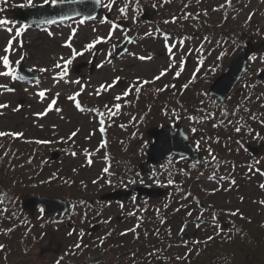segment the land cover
I'll list each match as a JSON object with an SVG mask.
<instances>
[{"label":"rangeland","instance_id":"obj_1","mask_svg":"<svg viewBox=\"0 0 264 264\" xmlns=\"http://www.w3.org/2000/svg\"><path fill=\"white\" fill-rule=\"evenodd\" d=\"M40 4L44 0H0V20L7 22L0 24V55L11 40V66L16 69L15 61L24 57L26 68L37 75L23 81L0 76V85H7L0 87V104L7 105L0 108V132L23 133L8 137L14 149L4 143L7 135L0 137V176L5 179L0 264H72L79 253L102 258L103 264H184L200 254L209 236L227 239L240 232L234 228L264 226V75L257 77L264 68V0H101L100 14L89 20L26 26L11 19L18 8ZM98 38L104 39L88 49ZM127 40L125 51L114 57V48ZM248 41L253 48L247 69L233 95L219 102L208 87ZM80 62L87 64L74 73ZM0 71H6L2 61ZM117 95L122 99L115 100ZM248 97L250 106H245ZM173 123L182 126L201 153L195 170L179 154L156 166L146 162L147 128ZM36 140L46 143L34 150L29 144ZM21 142L28 145L21 148ZM261 142L256 155L247 151L248 144ZM56 150L62 155L50 161ZM187 173L194 174L188 200L175 194ZM49 181L73 182L69 193L65 187L59 196L70 199L68 211L45 214L38 205L24 209L27 197L48 195L28 189ZM138 185L165 187L167 193L98 198L114 188ZM94 224L98 229L89 231ZM141 234L159 240L136 253Z\"/></svg>","mask_w":264,"mask_h":264},{"label":"water","instance_id":"obj_2","mask_svg":"<svg viewBox=\"0 0 264 264\" xmlns=\"http://www.w3.org/2000/svg\"><path fill=\"white\" fill-rule=\"evenodd\" d=\"M101 0H65L62 3L56 4H42L37 6L20 7L11 16V19L20 22L26 26L40 25V24H55L56 22L63 21L65 19H72L81 17L84 20L94 18L100 11ZM11 11V10H10ZM143 18H147V14L144 13ZM52 20L54 23H48ZM130 40L125 41L121 46L114 48V57L120 55L125 51ZM252 44L248 41L245 46L238 48L228 65L224 68L223 72L216 77L208 88L209 94L218 98L223 102L240 82L247 67V60ZM153 57V56H152ZM87 62H80L73 66L74 73H79V70L84 67ZM92 67V66H91ZM92 70V68H91ZM16 71L18 76L24 77L22 80H30L37 78V75L31 72L25 66V59L22 58L17 65ZM264 75V68L258 73V77ZM22 107L23 100H18ZM146 135L151 138V141L147 144L144 156L146 162L151 166H156L158 162L163 161L172 154L183 155L187 160L192 162H198L200 160V152L190 142L189 136L184 132L181 125L173 123L171 125H165L163 127L152 126L147 128ZM263 147L261 142L259 146L247 145V151L251 155H256ZM62 155L61 151H52L49 156V160L53 161ZM133 192L137 196L142 198L147 197H160L167 193L165 187H153L149 185H138L135 187L117 188L100 195L103 200H118L121 198H128ZM70 201L61 197H53L47 195L30 196L22 201L24 209L33 211L36 205L43 208L45 213H59L64 214L68 210ZM198 224L202 223V220L195 219ZM70 223H66L65 226H69ZM98 225L95 224L90 230H96ZM42 252H40L41 254Z\"/></svg>","mask_w":264,"mask_h":264},{"label":"trees","instance_id":"obj_3","mask_svg":"<svg viewBox=\"0 0 264 264\" xmlns=\"http://www.w3.org/2000/svg\"><path fill=\"white\" fill-rule=\"evenodd\" d=\"M233 93L230 94L232 96ZM237 100H234L233 103L237 104ZM250 97L243 100V105L250 106ZM11 137V134L7 135L5 142L9 144V148L14 149L15 144L12 143L11 140L8 139ZM16 138V137H13ZM39 140L31 142L29 145L34 147V150H38L43 147V143H38ZM26 144V143H25ZM23 144L19 147H26L28 144ZM214 161V160H213ZM199 163H192L193 170H195L196 166ZM4 177V176H3ZM3 177L0 176V190L5 191ZM194 174H186L184 177V182L178 188V192L175 193L176 196L179 194L181 199L188 200L193 192L194 188L192 187V178ZM73 184L72 181L64 182L63 184H59V182L49 181L39 185L33 186V188L28 189L32 194H48L61 196L64 194V189L67 187L69 193V187ZM67 185V186H66ZM19 192V191H18ZM71 193V192H70ZM171 194V193H170ZM68 197H71L68 194ZM174 201H180L179 199H175ZM164 210L169 209L167 207ZM232 225L236 224V221L232 220ZM162 233H166V228H161ZM234 231L231 236L227 239H219L213 238L212 240L206 239L201 244L200 254L196 256H191L184 264H264V226L260 228H234ZM241 232H245V235L241 237ZM159 240V237H155L153 235H144L142 234L136 238L137 248L136 253H139L138 250H148L149 247H154V243ZM127 249V248H126ZM128 251V250H127ZM103 252L109 253L107 249H104ZM79 256L72 260V264H82L84 262H88L90 264H103L100 263L102 259H88L84 257V254L79 253ZM103 257V256H102ZM191 259V260H190ZM99 261V262H98ZM105 264V263H104Z\"/></svg>","mask_w":264,"mask_h":264},{"label":"snow or ice","instance_id":"obj_4","mask_svg":"<svg viewBox=\"0 0 264 264\" xmlns=\"http://www.w3.org/2000/svg\"><path fill=\"white\" fill-rule=\"evenodd\" d=\"M29 2H31V0H29ZM58 2H61V3H62L63 0H44V3H45V4H48V3L56 4V3H58ZM113 2H115V0H113ZM120 11H121L122 14H125L126 9H125V8H121ZM47 22H48V23H54V21H52V20H49V21H47ZM4 23H7V22H6V21H3V20H0V24H4ZM166 23H167V21H166ZM8 31H11V29H8ZM19 35H20V33L17 32V33H16V36H19ZM100 39H104V38H98L97 40H95V41L89 43V44L87 45V48H88V49L93 48L94 45H95L96 43H99V42H100ZM69 47H71L70 44H69ZM11 50H12V41L9 40V41H8V45L3 49V52H4L5 54H4V55H0V61H2L3 66H4V68L6 69V71H0V76H8V77H11V78L14 79V80H15V79H24V77H22V76L17 77L16 69H15L14 67L11 66L13 62L10 60V58H9V54H8V53L11 52ZM169 51L171 52V47H169ZM80 54H81V53H79V52H75V51H74V53H73V55H80ZM139 58H140L141 60L146 59V57H143V56H141V57H139ZM147 59H151V57H147ZM252 59H255V57H253ZM19 62H20V61H15V63H17V64H19ZM70 63H71V60L65 61V67H64V71L61 73V78H63V76L67 74V65L70 64ZM60 66H61V65H60L59 63L55 65V67H57V68H59ZM98 66H102V65H98ZM46 70H47V69H43V68L39 69V71H41V72L46 71ZM166 71H167V69L161 71V72H160V75L157 76V77H155V79H159L161 76L165 75V72H166ZM176 75L179 76L180 73L177 72ZM116 80L118 81V80H119V77H117ZM143 83H149V81H143ZM112 86H113V85H111V84L107 85V87H112ZM0 87L7 88V85H0ZM184 87H187V85H184ZM101 88H104L105 90H107V88H105L104 85H101ZM8 90H9V91H12L13 89H8ZM46 91H47V90H44V91L39 92V96H40L41 98H44V96H45V92H46ZM81 91H82V89H81ZM129 91H131V89H129L128 91H125V93H123V95H124V96H127L128 93H129ZM135 91L139 92V91H140L139 87H136V88H135ZM57 95H58V94H57ZM78 95H79V93H76L75 96L70 97V99L75 100V99H76V96H78ZM121 99H122V97H121L120 95H117V96L115 97V100H117V101H119V100H121ZM53 104H55V100H53L52 104H50V105L48 106L49 109L52 108ZM5 107H7V105L0 104V108H5ZM77 107H80V104H79L78 101H77ZM114 107H115V109L119 110V109L121 108V105H120L119 103H117V104L114 105ZM112 114L115 115L116 113H112ZM37 115H44V113H38ZM262 123H264V122H262ZM101 131H104V129L101 128ZM193 131H196V130L193 129ZM236 131L239 132V131H240V128H237ZM9 134H11V135H13V136H22V135H23V133H5V132H0V136L9 135ZM72 135L74 136V135H76V133L74 132V133H72ZM38 143H46V141H38ZM89 163H91V160H90V159H89ZM104 172H108V168H104ZM94 183H95V181H94ZM169 183H172V181H169ZM232 183H235V181L233 180ZM260 187L264 188V184L260 185ZM261 203L264 204V201H261ZM238 212H239V210L237 209L236 212H232V213H230V214H231V215H236ZM189 215H190V213H189ZM213 219H215V216L213 217ZM131 231H134V229H131ZM69 235H71V233H69ZM212 239H213L212 236H209V237H208V240H209V241L212 240ZM184 243L187 244L188 242H187V241H184ZM197 243H198V242H197ZM0 247H3V246L0 245ZM76 247L79 248L80 245L77 244ZM178 259H180V257H178ZM58 264H59V262H58Z\"/></svg>","mask_w":264,"mask_h":264}]
</instances>
